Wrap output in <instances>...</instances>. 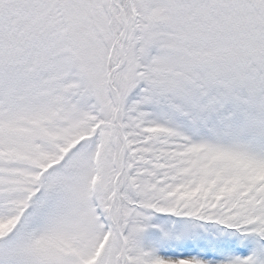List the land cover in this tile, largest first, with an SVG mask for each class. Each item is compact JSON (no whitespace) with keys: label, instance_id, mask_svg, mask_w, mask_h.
Segmentation results:
<instances>
[{"label":"snow or ice","instance_id":"obj_1","mask_svg":"<svg viewBox=\"0 0 264 264\" xmlns=\"http://www.w3.org/2000/svg\"><path fill=\"white\" fill-rule=\"evenodd\" d=\"M0 264H264V0H0Z\"/></svg>","mask_w":264,"mask_h":264}]
</instances>
